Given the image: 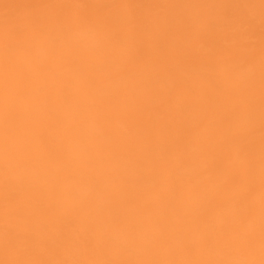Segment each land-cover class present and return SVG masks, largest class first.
<instances>
[{"label":"bare ground","instance_id":"obj_1","mask_svg":"<svg viewBox=\"0 0 264 264\" xmlns=\"http://www.w3.org/2000/svg\"><path fill=\"white\" fill-rule=\"evenodd\" d=\"M57 3L132 6L108 7L99 13L137 21L136 39L129 42L128 54L140 47L142 55L135 64H128L119 49L108 57L99 55L112 40H127V31L117 36L101 34L96 39L78 37L83 48L98 53L95 56L57 63L46 53L42 55L47 68L32 87H43L46 95L35 97L34 108L45 119L50 109L63 118L62 145L67 160L63 172L42 165L32 195L57 206L73 228L70 232L60 225L52 228L53 217H38L35 224L51 229L40 234L46 242L41 257L220 258L211 229L224 223L227 209L210 204L225 199L216 191L220 176L212 170L221 153L212 140L236 136L250 141L257 190L259 186L260 0H0V34L6 25L16 28L45 12H59L37 7ZM234 3L257 6L251 10L256 36L250 62L241 66L237 60L226 69L188 59L195 33L206 30L210 21L234 13L231 8L209 6ZM57 44L62 47L59 41ZM90 65L102 67L90 70ZM105 71L111 74L107 78ZM185 88L191 90L190 95ZM226 114L228 119H224ZM161 148L167 149L168 165L153 168L150 160L158 158ZM231 151L235 156V146ZM236 163L246 167L248 158ZM89 177L95 180V187L87 182ZM121 177H127L130 184L122 186ZM133 188L144 191L147 203L122 206L119 201ZM2 196L0 185V202ZM109 201L111 216L99 215ZM2 227L0 217V230ZM18 228L30 231L33 225L21 222ZM76 232L93 240L103 234L119 241L120 248L101 245L85 250L73 243ZM51 236L62 239V246L52 245ZM187 245H193L191 251L185 250Z\"/></svg>","mask_w":264,"mask_h":264},{"label":"snow or ice","instance_id":"obj_2","mask_svg":"<svg viewBox=\"0 0 264 264\" xmlns=\"http://www.w3.org/2000/svg\"><path fill=\"white\" fill-rule=\"evenodd\" d=\"M42 9H59V12H45L24 26H5L0 34V185L2 202L0 217V264H264V0L259 4V72H260V156L259 186L257 190L255 165L251 160L253 145L243 137L233 136L216 142L221 153L213 167L220 183L216 191L224 194L222 201H210L214 206L227 209L224 223L211 229L213 246L219 250L220 258L208 259H98V258H42L40 249L45 241L41 233L51 229L37 225L35 221L42 215L53 217L52 228L60 225L65 231H72L73 224L66 220L55 205L47 204L42 198L32 195L35 180L41 166L50 164L59 172L66 169V153L62 145L64 120L55 109L42 116L34 108L37 95H46V89L33 88V81L42 75L47 66L42 55L57 63H69L78 56H95V50L83 48L74 36L78 26L94 25L101 34L117 36L127 31L128 39H115L99 53L108 57L113 49H119L128 64H135L142 49L136 48L129 55V42L136 39L138 22L134 19L120 21L99 10L108 7H132L130 5H105L89 3L41 4ZM234 10L231 17L212 20L206 30L195 33L194 48L188 59L206 64L210 68L217 65L226 69L237 60L244 66L254 57L252 44L256 36L255 16L251 10L256 5L234 3L212 5ZM61 46H58L57 42ZM101 65H90V70H100ZM105 78L111 74L104 72ZM70 86V85H69ZM185 87L183 83L179 85ZM187 94L191 90L185 88ZM250 111L252 105L249 106ZM224 119H228L227 114ZM50 121V123H49ZM251 134V133H250ZM235 146V156L231 148ZM146 159H149L147 156ZM248 158L246 167L237 166L236 161ZM153 168L164 169L168 165L167 149L161 148L157 159H151ZM95 187V180L87 178ZM111 182V178H109ZM120 184L127 186V177L120 178ZM119 203L135 206L145 201V193L140 189H130L124 193ZM99 215L111 216L109 206L99 210ZM119 220V217H113ZM33 225L30 231H20V223ZM73 243L85 250L99 246L120 248L119 241L106 238L103 234L93 240L80 232L74 235ZM51 244H63L58 236H51ZM193 245H187L191 251ZM258 254V259L256 258Z\"/></svg>","mask_w":264,"mask_h":264},{"label":"clouds","instance_id":"obj_3","mask_svg":"<svg viewBox=\"0 0 264 264\" xmlns=\"http://www.w3.org/2000/svg\"><path fill=\"white\" fill-rule=\"evenodd\" d=\"M74 36L76 38H99L101 36V33L99 30L91 24H84L77 27Z\"/></svg>","mask_w":264,"mask_h":264}]
</instances>
